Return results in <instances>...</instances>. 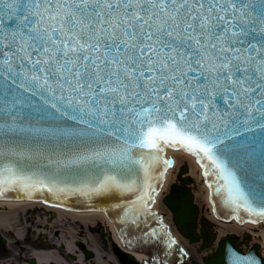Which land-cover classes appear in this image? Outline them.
Listing matches in <instances>:
<instances>
[{
    "label": "water",
    "instance_id": "obj_1",
    "mask_svg": "<svg viewBox=\"0 0 264 264\" xmlns=\"http://www.w3.org/2000/svg\"><path fill=\"white\" fill-rule=\"evenodd\" d=\"M159 139L209 158L221 221L264 215V0H0V194L103 206L131 236L152 222ZM192 183L163 203L204 249ZM258 249L229 234L202 260L264 264Z\"/></svg>",
    "mask_w": 264,
    "mask_h": 264
},
{
    "label": "bare ground",
    "instance_id": "obj_2",
    "mask_svg": "<svg viewBox=\"0 0 264 264\" xmlns=\"http://www.w3.org/2000/svg\"><path fill=\"white\" fill-rule=\"evenodd\" d=\"M168 158L172 160V164L166 165V170L163 173V176L161 177V183L160 189H156L155 193L153 192V189L151 190L153 192L152 198L153 201H151V207L153 209H157L158 211L163 210L164 207L160 204V199H162L164 192L166 191L168 185L172 182L179 183L180 179L184 177L185 175H189L194 180V183L188 185L192 189L194 200L199 204L201 201L205 202L206 206H208L211 209V203L209 200V191L205 184L202 182L198 184L199 177L201 176V170L199 168V165H197L196 160L193 156H191L188 153H185L178 149H171L167 148L165 149V158ZM183 162H186L188 164V173L187 174H177V170L179 165H181ZM199 170V171H198ZM200 174V175H199ZM201 200V201H199ZM36 205V206H34ZM40 206V207H39ZM39 208L41 211L46 212V214L51 211L52 209L56 213V217L53 220L46 221L42 215L39 214L34 220L36 223L45 224L48 225V233L50 235V239H54V234L51 232V228L53 227H60L61 232L67 234L59 236L58 239H63L66 246L67 252H71L72 254H75L77 252V249L73 246V241L78 239L76 235L78 234L77 231V225L83 224V225H89L94 224L95 221H104V215L101 212L96 211H71L68 209H65L63 207H52L46 206L44 204V207L40 204H36L30 201H21V199H15V200H7V201H0V229H8L10 228L11 232L13 233V236L20 238V232L22 227H18L20 225V221H22V217L24 216V212L26 209H34ZM63 208V209H62ZM43 209V210H42ZM54 213V212H53ZM167 215L169 213H166ZM210 215V214H209ZM208 215V218L212 220V222L216 225L214 228L217 239H220L225 234L228 233H235L238 234V232H248L252 238H254V241H257L261 245V253L264 257V228L257 227V232H252V230H249L251 225L248 226H238L236 222H232L229 224H223L217 220H215L214 217H211ZM64 219H67L63 221ZM97 219V220H96ZM64 224V226H63ZM111 226V225H110ZM252 229V228H251ZM254 229V228H253ZM113 230V229H112ZM246 232V233H247ZM115 235V233H114ZM115 239L120 242V239L118 235H115ZM54 243L58 244L59 240L54 239ZM85 243L88 244V247L92 248L95 252V260H99L101 257V254L95 244L94 238H88L85 237ZM120 244V243H119ZM243 248H246V245H243ZM247 249V248H246ZM213 251V247H211L207 252ZM30 255H32L36 261L37 264H46L49 260L54 261L56 263H60V258L55 253V251L50 250H43V251H30ZM138 259L144 258V255L141 253L135 254ZM77 264H83L82 258L77 254Z\"/></svg>",
    "mask_w": 264,
    "mask_h": 264
},
{
    "label": "flooded vegetation",
    "instance_id": "obj_3",
    "mask_svg": "<svg viewBox=\"0 0 264 264\" xmlns=\"http://www.w3.org/2000/svg\"><path fill=\"white\" fill-rule=\"evenodd\" d=\"M45 205L49 206L46 203ZM41 206L44 207V205ZM49 208H51V206ZM52 212L55 213L53 209L47 214L46 212L41 211V209L35 207L34 209H26L24 216L22 217L23 219L20 221V225L18 226L22 227L20 238L13 236L10 228L6 230L0 229V236L3 239V249L0 252V259L2 260L0 261V264H37L36 259L30 255V251L43 250L55 251L61 261L60 263H56L55 260L51 261V259L46 264H77L78 260L76 253L72 254L71 252H67L66 246L62 241L63 239H58L59 236L67 234L61 232L60 227L56 226L51 228L50 230L54 234V239H57L59 240L58 242H60L56 244L54 243V239H50V235L47 230L48 225H45L44 223H36L34 220L37 216H39L38 213H40L46 221L53 220L57 215L56 213L52 215ZM65 220L67 219H64L63 221ZM77 231L78 234L76 237L78 239L73 241V246L79 252L78 255L82 258L83 264H120L115 259V254L111 246L112 233L105 222L98 220L92 225L78 224ZM85 237L94 238L95 244L101 254L99 260H95V252L92 248L88 247V244L85 243ZM160 247L161 245L157 244L154 249L141 248L140 251H144L146 255L149 254L150 256H147L146 259H141L139 261L130 259L125 264H166L164 260H161L158 257ZM197 249V246L193 248L194 255H197ZM87 252L91 253L90 257H87ZM192 260L191 258L189 259L190 264H194V261ZM174 261L175 260L172 262Z\"/></svg>",
    "mask_w": 264,
    "mask_h": 264
},
{
    "label": "rangeland",
    "instance_id": "obj_4",
    "mask_svg": "<svg viewBox=\"0 0 264 264\" xmlns=\"http://www.w3.org/2000/svg\"><path fill=\"white\" fill-rule=\"evenodd\" d=\"M166 148V147H165ZM168 148V147H167ZM170 148V147H169ZM172 149H173V147H171ZM162 156H163V153H162ZM196 163H197V165H199V168L201 169L200 171H199V173L201 172V176L199 177V180H198V184H200L201 182L203 183V184H208L205 180H206V177H205V169H206V162L205 161H196ZM164 166V168H163V170H162V172L164 173V171L166 170V168H165V164L163 165ZM163 173H162V176H163ZM203 173V174H202ZM200 175V174H199ZM206 186V185H205ZM168 189V188H167ZM167 189H166V191H167ZM199 201H201V200H199ZM198 204V203H197ZM199 206H200V213L202 214H200L201 216H203V215H205V216H208L209 214H211V213H209L211 210H210V208L208 207V206H206V204H205V202H200L199 204H198ZM210 216V215H209ZM213 216V214L211 215V217ZM214 217V216H213ZM216 218H219V215H218V212L216 211ZM215 218V220H217V221H219L218 219H216ZM235 219H233V221L232 222H236V221H234ZM259 220V219H258ZM262 221H259L260 223H256V225L257 224H260L259 226V228H264V219H261ZM219 222H221V223H223V224H226V223H224V222H226V221H219ZM237 223V222H236ZM255 222H250V221H246V222H244V223H242V225H240L239 223H237L238 224V226H244L245 224V226H248V225H251L250 226V228H249V230H252V232H257V230H253V227H255L253 224H254ZM228 224V223H227ZM214 227H216V225L214 224ZM252 228V229H251ZM243 234H245V232H238V236H240V237H242L243 236ZM187 246V249L189 250V251H192L191 249H192V247L193 246H189V245H186ZM20 252H22V251H20ZM194 258L196 259V258H198V255L197 256H194Z\"/></svg>",
    "mask_w": 264,
    "mask_h": 264
}]
</instances>
